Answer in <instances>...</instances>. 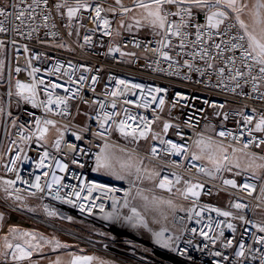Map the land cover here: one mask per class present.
Masks as SVG:
<instances>
[{"label":"built area","instance_id":"1","mask_svg":"<svg viewBox=\"0 0 264 264\" xmlns=\"http://www.w3.org/2000/svg\"><path fill=\"white\" fill-rule=\"evenodd\" d=\"M13 2L15 0H0V5L12 12L9 4ZM82 2L87 3V9H79L72 20L66 15L61 18L54 14L47 28L43 27L42 19L38 20L39 29L31 36L27 35L28 28L23 29V36L0 33V41L4 43L0 48V186L9 193L42 196L65 205L75 219L103 232L112 231L116 219H105V216L109 213L119 216L132 187L102 177L97 167L98 158L103 160L107 144L125 148L123 144L128 140H134L135 145L147 142L148 149L142 157L157 164L156 185L165 178L172 181L170 186H158L156 191L170 195L177 184L190 180L202 186L201 201L173 214L171 227L164 230L163 235L168 247L161 246L174 256L179 255L182 264H238L242 258L235 253L239 250V243L243 242L246 251L253 249L248 251V259L243 264H259L256 249L264 248V245H256L255 238L264 236V233L255 227L260 225L253 213L256 208L264 207L260 200L264 176L249 171L229 172L227 165L216 173L199 159L192 160V156L197 141L210 139L226 145L231 151L235 149L264 157V144L256 146L264 140V130H255L256 123L264 116V99L259 96L264 92V81L258 82L259 92H253L250 83L240 80L243 87L233 92L229 89L235 86V82L225 79L221 83L218 76L201 75L190 71L184 64L187 60L211 72L206 67V60L198 56L193 59L191 54L218 43L225 51L223 57L211 60L215 67H225L224 57L231 56L236 61L235 67L247 71L243 65L252 61H242V50L227 51L232 43L243 44L247 48V37L238 39L244 36L242 29L234 19L227 18L219 30L204 29V40L212 35V40L206 44L193 46L186 42V47L181 49V38L169 34L172 46L164 48L161 46L164 30L147 36L113 32L112 18L132 6H120L111 0ZM69 3L75 6L76 0H69ZM163 7L165 11H177L176 5ZM97 8L101 10L99 17L95 14ZM110 9L115 12L111 13ZM62 11L66 13V9ZM192 13V24H206L207 9L192 8ZM184 19L189 18L185 16ZM105 20L108 21L107 26ZM168 20L179 23L181 17L169 16ZM53 23L56 25L54 28ZM226 28L227 32L224 31ZM182 30L189 33L188 41L195 40L194 28ZM13 39L16 40L15 45L11 43ZM210 51L216 57L220 49L212 47ZM163 52L172 59L165 60L161 55ZM57 66L59 72L54 71ZM17 68L21 71L17 72ZM33 68L40 69L34 76L29 75ZM81 76L85 79L81 80ZM92 77L96 80L93 81ZM40 80L44 83H38ZM119 80L125 81L128 87L118 85ZM17 81L29 85L37 82L35 101L24 98L30 93L17 94ZM53 84L61 87L53 89ZM133 84L141 87L132 88ZM156 88L164 91L155 92ZM114 91L121 94L114 97L111 95ZM49 93L53 99H65L66 105L47 104ZM153 96L157 99L153 100ZM161 97L164 99L162 106L159 105ZM33 103L37 106L34 107ZM42 104L47 107L40 106ZM105 114L110 119L105 120ZM245 116H251L252 123H246ZM46 120L53 123L45 124ZM122 120L129 126L125 131L135 129V135H125L118 130L117 125ZM165 123L170 125L167 132L164 131ZM41 129L46 131L42 133ZM140 131L145 135L140 136ZM221 132L226 135H219ZM51 139L52 142L49 141ZM162 141H171L186 151L177 155L169 151L168 143ZM153 148L156 149L155 154ZM41 161L42 167L38 166ZM58 165L66 167L61 170ZM201 168L204 171H199ZM53 176L60 178L59 185L52 183ZM177 176L180 177L179 183H176ZM225 180H232L237 186L225 184ZM7 181L14 183L9 185ZM37 182L43 191L31 186ZM93 183L105 185V191L107 188L118 191L108 195L95 191L89 196L84 185ZM48 184H52L53 191L49 190ZM244 184L253 186L251 194L250 190L242 187ZM56 189L64 199L54 198ZM75 192H79V199L71 195ZM221 194L231 197L226 205L217 202ZM67 200L73 203H67ZM237 203L243 207H233ZM80 205L84 206V211L80 210ZM213 209L231 215L225 217ZM229 223L233 228L227 227ZM228 240L233 241L230 247L226 246ZM217 252L221 255L217 256ZM225 256L228 259H223Z\"/></svg>","mask_w":264,"mask_h":264},{"label":"rangeland","instance_id":"2","mask_svg":"<svg viewBox=\"0 0 264 264\" xmlns=\"http://www.w3.org/2000/svg\"><path fill=\"white\" fill-rule=\"evenodd\" d=\"M111 1L117 3V0ZM148 1L151 0H143V3ZM137 2L138 0H119L118 5L132 8H128V12L121 11L112 18L111 29L115 34L127 32L147 36L161 30L151 24L152 17L148 16V11H155V5L149 4L150 8L145 9L136 6ZM241 2L242 0H238V6L242 5ZM109 11L115 12L112 9ZM227 18H232V15L227 14ZM52 139L49 141L52 142ZM123 145L125 148L107 146V151H113V155L104 153L102 162L109 167L99 169L102 177L132 187L119 214L120 219L114 222L116 230L100 231L75 219L65 205L51 202L42 196L9 193L0 186V243L4 247L6 244H24L30 247L31 244L35 245L32 248H42L45 252L81 251L92 258L114 264H182L156 242L154 233L170 229L171 218L176 211L185 210L191 203L202 200L200 188L195 189L199 193L198 196L186 191L191 185H199V182L190 180L185 184H177L170 195L158 192V166L141 156L147 151L148 143L140 142L135 145V141L130 140ZM117 175L124 178L117 179ZM17 196L20 199H16ZM230 199V195L221 194L217 202L226 205ZM133 208L143 217L147 228L132 227L124 222V217L132 215ZM25 232L36 239L23 236ZM56 242L62 246L56 247Z\"/></svg>","mask_w":264,"mask_h":264},{"label":"snow or ice","instance_id":"3","mask_svg":"<svg viewBox=\"0 0 264 264\" xmlns=\"http://www.w3.org/2000/svg\"><path fill=\"white\" fill-rule=\"evenodd\" d=\"M117 3H119V0H117ZM151 4L155 5V11H148V16L152 17L151 24L153 26H158L161 30H164V39L161 41V46L164 48L171 47V42L169 40V34L172 36H177L181 38V42L179 47L181 49H184L187 44H191L193 46H197L200 44H206L208 41L212 40V35H208V40H204V29L207 28L209 30H219L220 26L225 23V20L227 19V13L226 11L222 10L221 5L225 6L228 9H233L237 13L241 11V8L243 6H238V0H151ZM164 5H176L177 11L176 12H169L165 11ZM136 6L149 9L150 5L143 3V0H138ZM9 7L12 9V12H9L7 8L0 5V33H13V34H19L21 36L24 35V28H28L29 31L27 33L28 36H31L33 32L38 31L39 24L36 22L40 19L43 20V27L47 28L48 21L51 17H53L54 14H59L61 18H63L64 15L67 16L69 20H72L74 17L77 16L79 9L84 8L87 9L88 5L86 2H82V0H76V5L72 6L69 3V0H15V2L10 3ZM256 7V17H257V23H260V10L264 9V0H257V3L255 5ZM192 8H202L207 9L206 14V24L205 25H194L191 22L192 18ZM62 9H66V13L62 11ZM215 9V10H213ZM100 9L97 8L95 10V14L97 17L100 15ZM123 11L128 12L130 9L124 8ZM14 13V15H13ZM169 16H180L181 20L179 23H175L168 20ZM187 16L189 19L185 20L184 17ZM237 21L240 24V27L244 29V36H240L239 40H244L245 37H247L248 45L247 48H244L243 44L238 43H232L229 48H227V51H232L233 49L240 48L242 50L241 52V59L242 61H248L251 60L252 63H244L243 67L247 69V71H243L240 68L235 67L236 61L233 57H224L225 60V67H215L214 64L211 62V60L216 59L217 57H223L224 49H221L220 44H209V47L207 48H201L199 52H193L191 55L193 59H195L197 56L202 59L206 60V67L207 69L212 70L211 72H207L205 69H201L199 67L194 66V64L190 63L189 61H185V67H187L190 71L194 72H200L201 75H216L218 76L221 83H224L225 79L229 81L235 82V86L230 88V91H236L238 88H242L243 85L239 82L240 80H244L246 84L250 83L252 86L253 92H259V83L260 81H264V42H262L260 39H257L255 35L248 32L247 26L244 24L242 20L239 19V16L236 17ZM139 23V21H137ZM105 26L108 25V21H104ZM35 25V26H34ZM52 27H56L55 23L52 24ZM188 28H194L195 29V40L188 41L187 37L189 33L187 31H183L182 29H188ZM225 32H227V28L224 29ZM53 35H56V33H53ZM88 39L87 37L85 38ZM11 43L13 45L16 44V40H12ZM4 47V43L0 41V48ZM214 47L216 49H220V51L217 53L216 57H213L211 54L210 49ZM115 51H118L119 49H114ZM25 52L28 51L27 48L24 49ZM163 58L165 60H171L172 57L168 55V53L163 52L161 53ZM179 55V53H178ZM231 65V67H228V65ZM17 72H20L21 69L17 68ZM40 71L38 68H33L32 72L29 73V75H35L36 72ZM54 71L59 72L60 68L57 66ZM65 75H68V73H65ZM185 79H188L187 76L184 77ZM81 80L85 79L83 76L80 77ZM93 81L96 80V77H92ZM36 83L34 82L32 84H24L19 81H17L16 87H17V94L23 95L25 92L30 93L29 96H25L24 98L29 100L30 102L35 101V89H36ZM38 83L43 84V80L38 81ZM118 85H124L125 88L128 87V85L125 84V81L119 80L117 81ZM61 85L59 84H53L52 88H59ZM132 88H140L141 86L138 84L131 85ZM66 91H68L66 89ZM151 91V90H150ZM155 92H161L164 91L161 88H156L154 90ZM121 93L118 91H114L111 93L112 96H118ZM259 96L261 99H264V92H260ZM183 98V97H182ZM153 100H156L157 97L153 96ZM56 103L57 106L61 104L66 105V100L60 97H56L53 99L52 94H48V101L47 104ZM205 103H208V101H205ZM164 104V99L161 97L159 98V105L162 106ZM33 106H37L35 103H33ZM40 106L47 107V105L42 104ZM103 106V105H102ZM147 106V105H145ZM113 107H115V104H113ZM220 107H223V105H220ZM48 111H51L49 108ZM110 119V117L105 114V120ZM129 119H134V117H129ZM143 119V118H141ZM245 122L250 124L252 123V117L251 116H245ZM45 124H52L53 121L46 120L44 121ZM37 124H39V120L37 121ZM103 127V124L101 125ZM126 127H129L126 123V121H120V123L117 125L118 130L125 135H135L136 130L133 129L131 132L125 131ZM170 127L169 124L165 123L164 125V131L167 132L168 128ZM256 131H262L264 130V116L261 117V119L256 123ZM46 131V129H41V132L43 133ZM230 135L231 133H227ZM140 136H144L145 132L140 131ZM219 135L224 136L226 135L225 132L219 133ZM79 139V137H77ZM162 143H168L170 145L169 151L179 155L182 151H186V149H182L179 145L172 143L171 141H162ZM197 143H201V141H197ZM260 144H264V140L259 141L257 143V147L260 146ZM58 146V142H57ZM245 147L247 148L248 145L245 144ZM235 151V149L233 150ZM153 154H155L156 149H152ZM45 156H47V153H45ZM200 159L199 156L193 155L192 160H198ZM226 159V157H225ZM261 159H264L262 157ZM40 167L43 166V161L38 165ZM61 170H64L66 167L65 165H58ZM97 167L98 168H106L109 167L108 164L101 161L100 158H98L97 161ZM257 167H264V165H257ZM219 170V166L217 167V171ZM11 171V169H9ZM199 171H204L203 168L199 169ZM123 176L117 175V179H123ZM17 179H19V176H17ZM37 181H39V177H37ZM180 177H176V183H179ZM9 185H12L14 181H7L6 182ZM53 184H60V178L53 176ZM225 184H229L232 187H236V183L232 180H225ZM172 184V181H168L166 178L164 180L160 181V184L158 185L160 188H165L166 186H170ZM32 187L36 188L37 191H43L41 185L37 182L31 185ZM47 187L50 191H53L52 184H48ZM84 187L87 188V191L89 193V196L95 192V191H101L104 195H108L110 192L118 191V189L115 188H107L105 191L106 186L103 184H86ZM202 187L201 185H191L187 188V192L191 193L193 196H198L199 193L195 191V189H198ZM244 189H248L249 194H251L252 185L250 184H244L242 186ZM83 190V189H82ZM57 192V195L54 197L55 199H64L59 195V189L55 190ZM35 195V193H33ZM71 195H75L79 199V192L72 193ZM16 199H20L19 196L16 197ZM84 199H88V197H85ZM67 203H73L71 200H67ZM127 206V203H125V207ZM115 207V202H114ZM233 207L239 209L242 208L243 205L237 203L234 204ZM80 210L84 211L85 208L83 205H80ZM88 211H91V208L88 209ZM101 211H103V208L101 207ZM213 211H217L219 215L228 217L231 215L229 212H219L217 209H213ZM50 215H55V213H49ZM199 215V213H197ZM105 219H120L118 215L115 213H109L105 216ZM241 220L244 219V217H240ZM124 222L131 225L132 227H144L147 228L148 225L145 223L143 217L137 213L136 209H132V215L124 217ZM255 226V225H254ZM219 227V225H217ZM228 228H233L232 224L227 225ZM258 227V230L261 233H264V225L255 226ZM15 232V229L12 230ZM195 231V230H193ZM204 236H207V233L202 232L201 233ZM23 236H31L32 240H35L36 237L31 235L30 233H23ZM156 237V242L158 244H162L164 247H168V241L163 239L164 230H161L160 232L154 233ZM223 235V233H221ZM42 239V238H41ZM233 244L232 240H228L226 246H231ZM255 244L256 245H264V236H258L255 238ZM62 245L59 244V242H56V247H61ZM6 248L10 249L13 248L12 244H6ZM30 247H35V245H31ZM253 249H249L248 251H252ZM248 251H246V246L243 242L239 243V250L235 253V255L239 258H242L241 261L238 262V264H243L245 260L248 259ZM257 255L259 256V264H264V248L256 249ZM16 253H19L17 255ZM31 253L25 251L19 244L15 245V251L13 253V259L21 260L27 258ZM217 256H220L221 253L217 252ZM256 257L254 256L253 259ZM91 257H80V256H74L71 260V264H88L89 261H91ZM223 259H228V257H223ZM59 264V262H58Z\"/></svg>","mask_w":264,"mask_h":264},{"label":"crops","instance_id":"4","mask_svg":"<svg viewBox=\"0 0 264 264\" xmlns=\"http://www.w3.org/2000/svg\"><path fill=\"white\" fill-rule=\"evenodd\" d=\"M241 3V6L243 7L239 13L221 5L222 10L226 11L228 15H232V19H234L240 27V24L236 19L238 15L239 19L247 26L248 32L252 33L257 37V39L264 42V9L260 10L261 22L257 23L255 7L257 0H242ZM242 31L244 32V29H242ZM109 145L110 144L105 145L103 154L108 152V154L113 155V151H107V146ZM194 153L200 157L199 160L202 163L218 173L221 172L225 165H227L229 167V172L249 171L258 176H264V167H257V165H264V159H261L260 156L239 150L231 151L226 145L214 140H203L196 146ZM218 166L219 170L217 171ZM260 200L264 204V186L261 191ZM253 216L259 225H264V207H260L255 210ZM28 248L31 254L25 259L16 260L13 259V253L15 250L12 248L8 249L0 243V264H58V262L59 264H71V260L74 256L91 257L87 254H83L81 251L52 250L45 252L42 248ZM16 254L19 255V253ZM88 264L114 263L104 262L92 258Z\"/></svg>","mask_w":264,"mask_h":264},{"label":"bare ground","instance_id":"5","mask_svg":"<svg viewBox=\"0 0 264 264\" xmlns=\"http://www.w3.org/2000/svg\"><path fill=\"white\" fill-rule=\"evenodd\" d=\"M145 4H151V1H148V2H145ZM129 141V140H128ZM128 141H126L125 143H127ZM132 151H134L136 154H139L140 155V153H138L137 151H135V150H132ZM142 156V155H141ZM113 230H116V226L114 225L113 226V229H112V231ZM17 245V244H16ZM23 249H25V251H27V252H29V248L27 247V246H25L24 244H19ZM13 250H15V245H13V248H12ZM177 260H181V258L179 257V255H177V257L176 256H174Z\"/></svg>","mask_w":264,"mask_h":264}]
</instances>
